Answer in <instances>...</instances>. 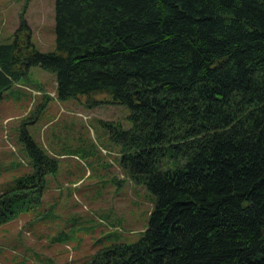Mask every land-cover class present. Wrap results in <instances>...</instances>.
Returning <instances> with one entry per match:
<instances>
[{"label": "trees", "instance_id": "obj_1", "mask_svg": "<svg viewBox=\"0 0 264 264\" xmlns=\"http://www.w3.org/2000/svg\"><path fill=\"white\" fill-rule=\"evenodd\" d=\"M20 18L0 40V99L37 64L58 99L125 103L128 126L100 121L153 196L135 238L101 234L114 240L78 264H264V0H53L50 49ZM30 113L16 130L27 167L0 188V223L55 204L42 194L59 156L31 135Z\"/></svg>", "mask_w": 264, "mask_h": 264}, {"label": "rangeland", "instance_id": "obj_2", "mask_svg": "<svg viewBox=\"0 0 264 264\" xmlns=\"http://www.w3.org/2000/svg\"><path fill=\"white\" fill-rule=\"evenodd\" d=\"M21 16L34 46L52 48L53 0H0V40L13 37ZM28 71L29 79L13 83L0 99V188L27 167L16 130L31 112V135L59 156L42 194L44 204H55L50 213L20 212L0 223V264H78L95 247L114 240L98 239L101 234H114L116 240L135 238L146 223L153 196L122 171L117 145L100 121L119 120L128 126L127 105L91 101L83 93L58 99L49 70L31 64ZM40 101L44 106L35 111ZM76 146L84 148L83 154L72 149Z\"/></svg>", "mask_w": 264, "mask_h": 264}]
</instances>
